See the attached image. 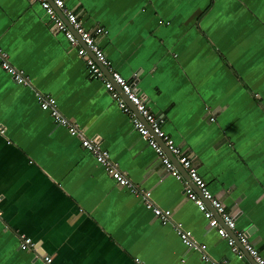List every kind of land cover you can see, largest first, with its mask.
Wrapping results in <instances>:
<instances>
[{"label": "crops", "instance_id": "crops-1", "mask_svg": "<svg viewBox=\"0 0 264 264\" xmlns=\"http://www.w3.org/2000/svg\"><path fill=\"white\" fill-rule=\"evenodd\" d=\"M64 1L90 32L103 29L96 40L110 67L264 258V0ZM0 47L30 81L18 84L0 67V264H45V255L51 264H209L183 245L177 222L212 260L255 264L207 225L184 191L198 188L176 162L180 180L165 168L37 2L0 0ZM35 92L98 137L129 181L171 211L170 222L116 184ZM19 234L36 251H21Z\"/></svg>", "mask_w": 264, "mask_h": 264}, {"label": "built area", "instance_id": "built-area-1", "mask_svg": "<svg viewBox=\"0 0 264 264\" xmlns=\"http://www.w3.org/2000/svg\"><path fill=\"white\" fill-rule=\"evenodd\" d=\"M37 2L49 21L60 32L67 41L69 47L76 51L82 58L86 72L90 77L100 80L107 91L110 92L116 101L118 109L130 116V122L135 127L139 136L155 152L157 158L163 163L165 168L180 180L181 174L177 170L175 162L186 172L190 181L198 188L199 193L195 192L189 185L184 186V191L197 207L198 211L207 220V225L214 228L219 237L223 238L231 247V250L238 256L243 257V250L253 259L255 264H264V258L259 250L248 240L244 231L236 229L235 217L229 213L225 206L211 194L207 188L205 180L198 173L193 165L191 158L177 146L173 139L163 130L157 118L151 113L145 101L138 95L132 82L122 77L118 72L110 67V60L100 48L96 37L103 32L102 28H96L93 34L86 29L77 15L66 6L64 0H34ZM0 67L18 84L28 85L29 77L21 69L13 66L7 53L0 47ZM109 72L110 78L106 77L104 69ZM117 85L126 97V101L134 106L137 114L132 113L129 105L121 99L115 91ZM35 98L39 107L47 111L53 123L66 128L68 133L79 138L83 148L88 150L95 160L103 166L106 173L120 186H125L133 193L142 196L143 203L162 224L170 222L171 211L168 208L157 206L150 198V192L142 188L135 187L111 161L108 151L102 149L100 140L96 136H86L84 127L66 117L58 110L55 99L49 94L35 92ZM213 119V118H211ZM2 132V130H0ZM162 142V144L159 142ZM167 151L173 155L174 161ZM209 202L215 210L214 214L208 207ZM222 222V224H221ZM175 229L180 241L187 248L197 250L201 253V259L209 264H228L227 261L212 260L206 253V245L197 242L191 231L181 222L175 223ZM231 232V233H230ZM19 249L21 251H36L38 245L31 237L19 234ZM239 244V245H237ZM45 264L52 263V257L43 256Z\"/></svg>", "mask_w": 264, "mask_h": 264}, {"label": "water", "instance_id": "water-1", "mask_svg": "<svg viewBox=\"0 0 264 264\" xmlns=\"http://www.w3.org/2000/svg\"><path fill=\"white\" fill-rule=\"evenodd\" d=\"M103 69H104V71H107V69H105V68H103ZM167 153L170 154L168 151H167ZM170 157H171L172 159H174L173 155H171V154H170ZM176 163H177V162H176ZM177 164H178V163H177ZM178 165H179V164H178ZM179 166H180V165H179ZM184 172H185V171H184ZM185 173H186V172H185ZM37 245H38V244H37Z\"/></svg>", "mask_w": 264, "mask_h": 264}]
</instances>
